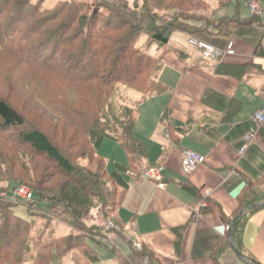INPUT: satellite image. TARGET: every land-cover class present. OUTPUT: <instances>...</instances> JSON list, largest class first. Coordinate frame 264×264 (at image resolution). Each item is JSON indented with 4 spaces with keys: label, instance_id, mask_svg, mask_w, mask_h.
I'll use <instances>...</instances> for the list:
<instances>
[{
    "label": "trees",
    "instance_id": "16d2710c",
    "mask_svg": "<svg viewBox=\"0 0 264 264\" xmlns=\"http://www.w3.org/2000/svg\"><path fill=\"white\" fill-rule=\"evenodd\" d=\"M47 1L0 0V20L9 11L4 30L7 38L0 40V50L12 51L21 58L20 62L29 64L26 72H32V81H36L40 96L52 112L46 123L43 119L49 113L40 111L31 118L23 106L0 96L1 131L16 129V143L46 162L43 167H32L25 153L17 158L23 173L12 178L33 186L31 203L15 204L7 198L6 189L0 194L4 264H51L55 257L65 258L74 250L83 252L92 263L99 259L95 246H105L124 260L108 244V234L120 237L126 231V222L120 218L130 187L126 175H141L144 156L130 133L139 103H129L121 87L138 89L144 100L169 91L160 80L162 61L151 49L155 45L165 47L176 31L193 35L205 34V30L221 33L229 27L263 23L264 18H242L237 13L215 17V23L202 17L198 21L209 26L199 30L201 25L191 24L188 19L193 18L184 13L161 23L152 14L155 3L149 0H144V5L138 1L132 5L128 0H60L53 6ZM219 1L223 6L232 2ZM144 34L150 39L145 47L140 45ZM33 38L36 43L31 44ZM34 44L44 49L40 56L32 55L36 48L29 47ZM50 44L53 48L48 51ZM62 49L64 54H60ZM168 116L169 107L161 118L162 125L171 134H178L179 129L168 121ZM71 128L75 130L71 132ZM105 138L121 143L128 153L129 167L107 170L99 153ZM242 194L236 213L225 218L227 227L246 206L260 202L251 183ZM19 205L27 209L25 218L16 210ZM213 206L211 202L210 208ZM98 207L105 223H88L86 216ZM247 212L236 222L234 240ZM109 220L114 225L106 228ZM13 222L15 226H11ZM54 222L66 223L74 231L58 235ZM2 233L8 237L3 243ZM16 241L18 248L12 250ZM235 243L239 248L236 240ZM131 245L138 256L148 258L149 264H162L146 246L139 250L133 242ZM213 260L220 264L218 254Z\"/></svg>",
    "mask_w": 264,
    "mask_h": 264
},
{
    "label": "crops",
    "instance_id": "0c3cea01",
    "mask_svg": "<svg viewBox=\"0 0 264 264\" xmlns=\"http://www.w3.org/2000/svg\"><path fill=\"white\" fill-rule=\"evenodd\" d=\"M260 4L264 10V2ZM177 33L158 52L161 81L169 91L151 97L148 104L156 109L138 129L136 118L130 131L144 156L141 169L157 166L163 180L128 173L130 187L120 208L126 231L120 237L108 234L107 241L124 260L105 246H95L99 259L91 264H149L131 242L149 248L162 264H214L215 254L220 264H246L227 242L225 218L240 207L248 183L264 201V122L256 121L257 112L264 111V20L201 34L222 49L234 43V54L219 60L205 59L189 43L191 34ZM185 37L192 49L181 42ZM168 107V121L179 129L175 135L161 123ZM134 130L142 137L134 136ZM247 135L252 140L240 155ZM184 150L206 157L189 175L182 170ZM101 211L91 210L87 222L104 224ZM115 238L125 243H114ZM235 240L247 257L264 264V206L247 212Z\"/></svg>",
    "mask_w": 264,
    "mask_h": 264
},
{
    "label": "rangeland",
    "instance_id": "374dc122",
    "mask_svg": "<svg viewBox=\"0 0 264 264\" xmlns=\"http://www.w3.org/2000/svg\"><path fill=\"white\" fill-rule=\"evenodd\" d=\"M60 0H48L50 6L55 5ZM130 4L134 5L137 1L140 5H144V0H128ZM151 3H155L156 7L153 8L152 14L156 15L155 18L158 19L161 23L169 20L173 16H181V14H186V16H190L188 21L193 25H201L197 29H204L209 26L206 22L198 21V19L202 17L208 18V21L217 23L218 21L215 20V17H220L218 15H235L239 14L242 18H247L251 14L250 10V2L251 0H232L226 6L222 5V2L219 0H149ZM258 1V0H257ZM259 3L261 1H258ZM264 2V1H263ZM49 6V7H50ZM262 9V8H261ZM263 10V9H262ZM260 17L264 18V10L262 14L259 15ZM185 17V16H183ZM9 19V11L6 12L2 19L0 20V40L6 39L7 34L4 33V30L7 28L5 27V22ZM7 31V30H6ZM177 32H184V31H176L172 34L170 40L172 38L175 39L177 36ZM187 33V32H184ZM205 33H208L205 30ZM193 35V34H191ZM199 37L200 34L194 35ZM35 42L33 38L32 43ZM150 42L149 36L144 34L142 40L140 41V45L144 46ZM181 42L186 45L189 49H192V46L188 43L187 37ZM36 43V42H35ZM57 46V45H56ZM35 47L32 51V55L40 56L38 54H42L41 52L44 50L41 47H37L35 44L31 45L29 48ZM44 48V47H43ZM48 51L51 50L53 46L47 47ZM55 48V46H54ZM164 46H153L151 52L158 55V52L163 50ZM27 50V49H26ZM57 50V48H56ZM30 51V49H29ZM3 51L0 50V96L10 100L18 107L23 106L24 110H27L31 113V118L40 115V111H44L45 113H49L43 120L46 123H49V117L52 116V112L48 110L47 102L40 96L39 89L37 87L36 81L33 82L32 72H26V68L29 64L20 62V57L15 55L12 51ZM64 49L61 50L60 54H64ZM44 54V53H43ZM159 57V56H158ZM20 62V63H19ZM160 80H161V73H160ZM32 81V82H31ZM122 90L127 97V100L131 104L139 103L138 107V124L137 129L145 123L146 118L150 114L151 109H156L151 107L148 102L152 99L151 97L147 99L142 98V94L138 89L122 86ZM0 119V125H1ZM0 129V194L2 190L6 189V195L8 199H11L15 204H22V203H31V200H25L18 198L15 194V191L18 186L24 185L34 190L33 186L26 183L20 182L18 180H14L12 177H16L23 173L20 165L17 163V158L25 153V159L27 163H31V166L34 167L38 165L39 167H43L46 162L43 158H40L38 155L33 153L29 148H23L19 146L15 140V136L17 134L16 129H10L6 133L1 131ZM75 128H71L70 131H74ZM137 133L134 130V136ZM139 137H142L141 134L137 133ZM78 149L75 151V153ZM99 153L104 157L106 161V168L108 171H113L117 169L119 166L122 167H129L130 160L128 153L121 145L119 141L105 138L102 141V144L99 149ZM30 161V162H29ZM51 165V164H50ZM29 174H27L28 176ZM127 179L130 178L129 174L126 175ZM36 198V197H35ZM43 205V204H42ZM44 208H48V205H44ZM16 210L19 212V215L22 217L27 216V209L24 205H19ZM37 212V211H36ZM31 218V217H29ZM11 226H15L13 222ZM54 226L56 227V232L58 235H67L73 232V228L63 222H54ZM8 232V231H6ZM27 233V230H26ZM5 234L2 233V243L4 240H8V237L5 238ZM27 237V236H26ZM117 240V242H116ZM114 243L123 245L125 242L118 239H114ZM21 244V243H20ZM111 244V243H110ZM19 243L16 241L14 245H12V250L14 248H18ZM0 249V264H4L3 255L4 249L1 251ZM100 254H109L107 249H99ZM93 263V262H92ZM95 263V262H94ZM7 264V263H6ZM51 264H91L87 256L78 250H74L72 253L67 255L65 258H57L55 257Z\"/></svg>",
    "mask_w": 264,
    "mask_h": 264
},
{
    "label": "built area",
    "instance_id": "2783aa9c",
    "mask_svg": "<svg viewBox=\"0 0 264 264\" xmlns=\"http://www.w3.org/2000/svg\"><path fill=\"white\" fill-rule=\"evenodd\" d=\"M250 10L251 14L253 15H261L262 9L261 4L257 0H251L250 2ZM189 43L196 47L198 50H200L202 56L205 59L210 60H219L224 58L226 55L234 54V43L230 42L227 46V48L222 49L219 48L212 43L206 41L205 39H202L200 37H196L194 35H190L189 37ZM256 121L259 124H262L264 122V111H258L256 114ZM252 140V137L250 135H247L245 137V144L242 146V148L239 150V154H243L248 146V143ZM206 162V157L191 150H184L182 155V170L183 173L186 175L191 174L195 170L198 169L199 166L204 164ZM141 176L144 179L147 180H154L156 182H161L163 180V176L161 175L160 168L157 166H147L142 169ZM15 194L18 198L25 199V200H31L34 197V193L31 189L24 185H20L17 187ZM199 213L195 212L194 217L198 216ZM114 225V222L109 220L107 224V228H110ZM134 245L137 249L141 250L143 248L142 244L140 242H134ZM146 262L148 261V258L145 257Z\"/></svg>",
    "mask_w": 264,
    "mask_h": 264
},
{
    "label": "water",
    "instance_id": "95a60500",
    "mask_svg": "<svg viewBox=\"0 0 264 264\" xmlns=\"http://www.w3.org/2000/svg\"><path fill=\"white\" fill-rule=\"evenodd\" d=\"M261 206H264V201H261V202H256V203H253V204H250L248 206H246L242 211L239 212V214L233 218L230 226H229V229H228V232H229V236H228V240H229V243L232 247V249L235 251V253L238 255V257L243 260L244 262H246V264H254L250 259H248V257L236 246L235 242H234V239H233V231H234V227L236 225V222L238 221V219L247 211L249 210H253V209H256L258 207H261Z\"/></svg>",
    "mask_w": 264,
    "mask_h": 264
}]
</instances>
